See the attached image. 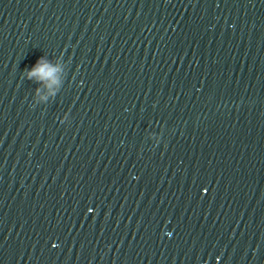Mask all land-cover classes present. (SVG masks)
Returning <instances> with one entry per match:
<instances>
[{"label":"water","instance_id":"95a60500","mask_svg":"<svg viewBox=\"0 0 264 264\" xmlns=\"http://www.w3.org/2000/svg\"><path fill=\"white\" fill-rule=\"evenodd\" d=\"M0 81L165 264H264V0H0Z\"/></svg>","mask_w":264,"mask_h":264},{"label":"clouds","instance_id":"9594fccd","mask_svg":"<svg viewBox=\"0 0 264 264\" xmlns=\"http://www.w3.org/2000/svg\"><path fill=\"white\" fill-rule=\"evenodd\" d=\"M58 68L52 66V64L44 57L38 59L36 64L31 68V70H26L25 74L28 79H36L37 81L47 82L46 86L51 89L53 85L58 83L56 73ZM39 93V89H37ZM55 95V93H52ZM46 99V97H42Z\"/></svg>","mask_w":264,"mask_h":264}]
</instances>
